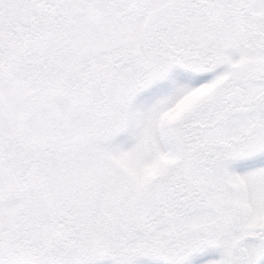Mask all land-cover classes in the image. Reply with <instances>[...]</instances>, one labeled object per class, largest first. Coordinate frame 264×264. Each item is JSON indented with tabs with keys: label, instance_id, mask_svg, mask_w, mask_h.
<instances>
[{
	"label": "snow or ice",
	"instance_id": "1",
	"mask_svg": "<svg viewBox=\"0 0 264 264\" xmlns=\"http://www.w3.org/2000/svg\"><path fill=\"white\" fill-rule=\"evenodd\" d=\"M264 264V0H0V264Z\"/></svg>",
	"mask_w": 264,
	"mask_h": 264
},
{
	"label": "rangeland",
	"instance_id": "2",
	"mask_svg": "<svg viewBox=\"0 0 264 264\" xmlns=\"http://www.w3.org/2000/svg\"><path fill=\"white\" fill-rule=\"evenodd\" d=\"M101 264H111V261L108 259H105L104 261L101 262ZM136 264H149V261H147L144 258H140L136 261Z\"/></svg>",
	"mask_w": 264,
	"mask_h": 264
}]
</instances>
